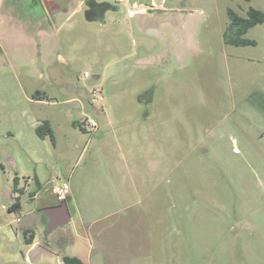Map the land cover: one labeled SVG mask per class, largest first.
I'll return each mask as SVG.
<instances>
[{
  "label": "rangeland",
  "instance_id": "374dc122",
  "mask_svg": "<svg viewBox=\"0 0 264 264\" xmlns=\"http://www.w3.org/2000/svg\"><path fill=\"white\" fill-rule=\"evenodd\" d=\"M97 1L112 6L98 22L81 0L57 18L42 64L2 31L0 264H264V24L242 36L255 45L223 41L227 12L264 0ZM63 184L73 217L55 253L29 256L23 231L45 243L29 219L49 204L33 196Z\"/></svg>",
  "mask_w": 264,
  "mask_h": 264
},
{
  "label": "flooded vegetation",
  "instance_id": "af4514ba",
  "mask_svg": "<svg viewBox=\"0 0 264 264\" xmlns=\"http://www.w3.org/2000/svg\"><path fill=\"white\" fill-rule=\"evenodd\" d=\"M72 1L73 0H2L0 16L2 17V20L4 22L5 29H2L1 31L6 30V28H8L9 31H13V29H15L14 32H17V34L26 36L28 39L34 40V42L37 43V46L40 47V52L38 53V55L41 61V42L43 38L47 36V34H52L57 18L62 15L65 16L78 12H70L69 8ZM81 1L86 4V9L83 11V14L87 20L96 22L102 20V18L106 14L105 12L107 11L105 6L106 3H102L97 0ZM1 56L2 58L6 57L4 56L3 51L0 47V59ZM7 60H5V63L7 62ZM11 192L12 195H15L12 197H14L15 199H19V197H17V193L14 192V183ZM36 199L40 202L41 198ZM41 208L43 207L38 206L37 208H35L33 213L30 215V217L33 219L29 217L30 221H33L39 216L42 217V214L40 212ZM26 234L27 231H23L25 245H28L26 244L25 240L29 239V237H32L33 242L34 239H36V236H33V234H31L28 238H25Z\"/></svg>",
  "mask_w": 264,
  "mask_h": 264
},
{
  "label": "trees",
  "instance_id": "16d2710c",
  "mask_svg": "<svg viewBox=\"0 0 264 264\" xmlns=\"http://www.w3.org/2000/svg\"><path fill=\"white\" fill-rule=\"evenodd\" d=\"M106 9H112V6L105 4ZM229 17V25L226 28L224 34H223V41L226 45L230 46H248V45H255L254 41L243 39L242 36L251 28H253L256 25L264 24V13L250 8L247 11L246 18H242L237 16L234 12L229 10L227 12ZM35 134L40 139L48 138L51 143H54V136L53 131L47 121L42 122L35 128ZM17 179L15 178L13 180L14 183V192L16 190L17 186ZM20 209V203L19 199H15L14 203L9 207V211H14ZM26 244L31 245L32 244V237H29V239L25 240ZM62 264H85L80 259L76 257H63L61 259Z\"/></svg>",
  "mask_w": 264,
  "mask_h": 264
},
{
  "label": "water",
  "instance_id": "95a60500",
  "mask_svg": "<svg viewBox=\"0 0 264 264\" xmlns=\"http://www.w3.org/2000/svg\"><path fill=\"white\" fill-rule=\"evenodd\" d=\"M1 4L2 0H0V8ZM148 11L149 13H151L152 11L156 13L163 12L162 9H152ZM0 19H2L1 16ZM47 198L44 200L48 201L49 204H47L46 206L42 205L43 208H41L40 210L42 214V217L40 218L43 222L42 224L44 228L45 243L43 245L40 243L35 244L32 249L27 253L29 254V256L32 254H42L43 252H48L49 254L55 253L49 248V241L47 242V237L51 235L53 231L65 227L71 221V213L69 211L66 201H58L55 196H50Z\"/></svg>",
  "mask_w": 264,
  "mask_h": 264
},
{
  "label": "crops",
  "instance_id": "0c3cea01",
  "mask_svg": "<svg viewBox=\"0 0 264 264\" xmlns=\"http://www.w3.org/2000/svg\"><path fill=\"white\" fill-rule=\"evenodd\" d=\"M4 25V22H3V20L2 19H0V47H1V49H2V51H3V54H4V56H6V54H7V51H6V44H7V42H6V35L5 34H3V32L1 31L2 29H5V26H3ZM13 29V28H12ZM11 29V30H12ZM6 30H9L8 28H6ZM14 31H15V29H13ZM1 36H3V37H1ZM9 60V59H8ZM7 60V62L5 63V64H7V65H10L11 66V62L10 61H8ZM41 64H42V58H41ZM18 182H19V180L17 181V186H16V188L17 187H19L18 186ZM20 188V187H19ZM50 196H54L53 195V192H52V185L50 186V185H45V186H39V188H38V190H37V192L34 194V196H33V199H36V198H43V199H46L47 197H50ZM48 199V198H47ZM66 203L68 204V206H71V202H72V199L70 198V195H69V193H68V196H67V198H66ZM72 217L73 216H71V219H72ZM95 225V223L93 222L92 224H90L88 227H91V226H94ZM115 226V225H114ZM82 227V230L83 231H86L87 230V228L88 227H86L85 225H82L81 226ZM49 241V240H48ZM37 243H39L36 239H34V241L32 242V244L31 245H28V250H27V253L32 249V247L35 245V244H37ZM55 245V244H54ZM52 246H53V243H52V245L51 244H49V248L50 249H52L53 251H55V249L56 248H52Z\"/></svg>",
  "mask_w": 264,
  "mask_h": 264
},
{
  "label": "built area",
  "instance_id": "2783aa9c",
  "mask_svg": "<svg viewBox=\"0 0 264 264\" xmlns=\"http://www.w3.org/2000/svg\"><path fill=\"white\" fill-rule=\"evenodd\" d=\"M119 2H123V0H119ZM86 77H87V74H84V78ZM84 128L88 132H94L97 128V125L93 120H85ZM68 191H69V188L67 184H63L61 187L52 188L53 195L58 201H65V199L68 196Z\"/></svg>",
  "mask_w": 264,
  "mask_h": 264
}]
</instances>
